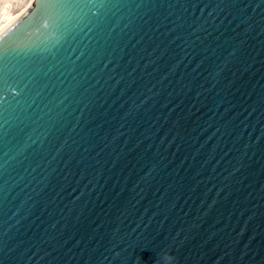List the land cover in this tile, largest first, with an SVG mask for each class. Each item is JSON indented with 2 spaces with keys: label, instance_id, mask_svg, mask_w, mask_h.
Returning <instances> with one entry per match:
<instances>
[{
  "label": "water",
  "instance_id": "1",
  "mask_svg": "<svg viewBox=\"0 0 264 264\" xmlns=\"http://www.w3.org/2000/svg\"><path fill=\"white\" fill-rule=\"evenodd\" d=\"M187 2L121 13L66 119L9 117L3 264H264V4Z\"/></svg>",
  "mask_w": 264,
  "mask_h": 264
},
{
  "label": "snow or ice",
  "instance_id": "2",
  "mask_svg": "<svg viewBox=\"0 0 264 264\" xmlns=\"http://www.w3.org/2000/svg\"><path fill=\"white\" fill-rule=\"evenodd\" d=\"M236 4L237 0H217L213 11L234 8ZM261 4L264 0H259L256 7ZM189 6L198 5H189L187 0H0V28H3L0 34V98L8 101H0V177L7 173L9 161L15 158L8 150L5 135L9 117L19 119L20 115L27 114L29 119L39 122L41 129L46 121L55 117L66 119L65 113L71 104L83 102L81 80L104 57L112 33L123 19L121 13L146 9L145 16L149 13L162 15L161 10L172 15L173 10ZM204 7L209 5L204 4ZM242 54L241 44L235 45L229 54L231 59L219 71L222 72L227 63L241 59ZM90 63L91 67L82 76V70ZM110 63L108 60L104 68ZM258 103L264 104V97ZM0 194L3 198L7 196L4 184H0ZM0 251H3L2 240ZM144 251L148 253L147 257L141 256L145 264H164L166 253L175 257L174 246L168 244Z\"/></svg>",
  "mask_w": 264,
  "mask_h": 264
},
{
  "label": "clouds",
  "instance_id": "3",
  "mask_svg": "<svg viewBox=\"0 0 264 264\" xmlns=\"http://www.w3.org/2000/svg\"><path fill=\"white\" fill-rule=\"evenodd\" d=\"M164 264H175V257L166 253L164 256Z\"/></svg>",
  "mask_w": 264,
  "mask_h": 264
},
{
  "label": "bare ground",
  "instance_id": "4",
  "mask_svg": "<svg viewBox=\"0 0 264 264\" xmlns=\"http://www.w3.org/2000/svg\"><path fill=\"white\" fill-rule=\"evenodd\" d=\"M3 31V28H0V33Z\"/></svg>",
  "mask_w": 264,
  "mask_h": 264
}]
</instances>
